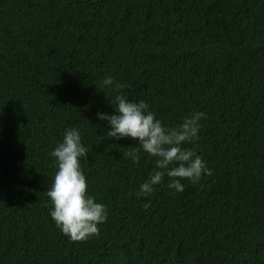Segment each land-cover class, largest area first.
<instances>
[{"label":"trees","instance_id":"trees-1","mask_svg":"<svg viewBox=\"0 0 264 264\" xmlns=\"http://www.w3.org/2000/svg\"><path fill=\"white\" fill-rule=\"evenodd\" d=\"M117 93L169 125L204 112L185 146L210 175L138 197L152 158L96 115ZM73 127L107 206L80 241L46 196ZM0 264H264V0H0Z\"/></svg>","mask_w":264,"mask_h":264},{"label":"clouds","instance_id":"clouds-1","mask_svg":"<svg viewBox=\"0 0 264 264\" xmlns=\"http://www.w3.org/2000/svg\"><path fill=\"white\" fill-rule=\"evenodd\" d=\"M104 86L116 87L113 77L105 76ZM111 112H97V119L107 121V137L131 138L135 141L130 151L123 153L133 162L144 153L153 160V168L138 185L137 196H150L155 186L167 177V188L182 192V181L197 183L210 169L194 148L205 113L190 111L174 125L156 117L143 99H130L117 93L108 99ZM78 128H66L62 139L49 151L55 172L46 196L51 205L49 216L69 240L80 241L99 234V225L107 219V206L98 202L87 191V180L82 164L87 159ZM150 201L143 204L147 209Z\"/></svg>","mask_w":264,"mask_h":264}]
</instances>
